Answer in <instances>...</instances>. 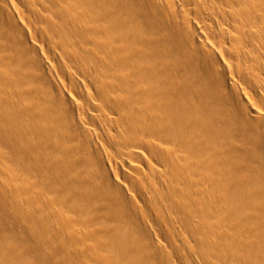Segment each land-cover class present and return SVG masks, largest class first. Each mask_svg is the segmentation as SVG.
<instances>
[{"label":"bare ground","instance_id":"1","mask_svg":"<svg viewBox=\"0 0 264 264\" xmlns=\"http://www.w3.org/2000/svg\"><path fill=\"white\" fill-rule=\"evenodd\" d=\"M0 264H264V0H0Z\"/></svg>","mask_w":264,"mask_h":264}]
</instances>
